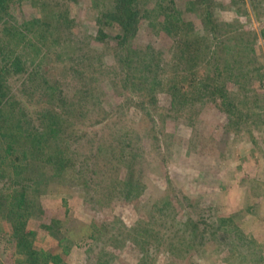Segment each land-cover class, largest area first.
Segmentation results:
<instances>
[{
  "label": "rangeland",
  "instance_id": "1",
  "mask_svg": "<svg viewBox=\"0 0 264 264\" xmlns=\"http://www.w3.org/2000/svg\"><path fill=\"white\" fill-rule=\"evenodd\" d=\"M37 1L12 0L10 8L20 22L61 15L43 44L31 40L44 57L38 78L45 83L48 70L40 67L53 63L48 84L62 83L63 68L77 75L70 96L90 83L93 98L84 106L90 119L74 128L96 157L88 162L94 174L85 165L84 176L106 191L111 180L132 174L135 191L128 201L117 191L109 200L97 192L101 209L82 185H50L39 223L56 220L65 241L59 245L33 219L35 246L58 244L68 264H86L85 245L96 231L107 255L97 249L91 264H264V0H176L181 21L173 31L163 29L161 15L141 21L134 47L159 56L152 72L133 73L150 77L144 91L125 84V68L112 55L118 28L97 41L98 13L116 0H56L57 9L46 11ZM73 46L75 55L58 59ZM191 49L200 52L198 64L187 62ZM19 76L9 79L16 94ZM189 78H196L192 89ZM181 86L187 91L179 94ZM100 113L104 122L93 119ZM109 158L112 172L97 175ZM21 261L1 219L0 262Z\"/></svg>",
  "mask_w": 264,
  "mask_h": 264
},
{
  "label": "trees",
  "instance_id": "2",
  "mask_svg": "<svg viewBox=\"0 0 264 264\" xmlns=\"http://www.w3.org/2000/svg\"><path fill=\"white\" fill-rule=\"evenodd\" d=\"M55 1L39 0L38 3L34 2V6L40 4V8L45 11L49 8L57 9L58 3ZM11 2L12 0H0V220L8 223L18 256L25 258L21 264H68L63 254L58 252V246L65 241L60 223L54 219L50 224L39 223L46 216L41 197L49 186L66 182L75 186L82 185L87 197L91 199L90 203H101V209H105L106 205L97 198V192H107L106 199L109 200L117 191L116 194L128 201L135 191L134 175L130 174L131 179L125 181H120L118 177L117 180H111L106 191H100L98 188L96 191L91 178L84 176L85 165L89 166L90 157H96L89 154V151L91 153L94 149L90 141L84 142V136L81 137L74 128L78 124H87L90 119L87 110L84 111V106L93 98L90 83L77 88V94L70 96L67 92L74 88L77 81L74 76L77 75L71 74L69 69L65 72L63 68L62 90L60 79L55 78L52 81L55 85H51L50 81L48 84V76L54 69L53 63L40 67L48 70L44 76L45 83L38 78V65L44 62L38 43H44L42 36L45 37V33L51 29V21L57 22L61 15L20 22L11 11ZM154 14L163 16L164 30L173 31L181 21V11L176 0H116L111 9L98 13L97 41L105 42L110 38L107 29L118 28L117 47H114L112 55L119 59L118 62L125 68V74L128 76L125 84L129 82L135 87L141 84V91L146 90L144 85L150 79L143 76V73L152 72V63L159 56L155 50L153 54L138 50L132 41L138 33L141 21L149 22ZM37 37L38 43L32 45V38ZM69 41L68 44L71 43ZM63 53L68 56L77 52L73 46L70 50L60 52L58 59L63 58ZM199 53L191 49L187 58L188 64H198ZM70 60L72 56L67 60V64H70ZM139 71L143 72L142 76L134 77L133 73ZM13 74H18L19 78L23 79L21 94H16L9 82ZM175 79L178 80L179 76ZM189 79L193 81L188 85L189 89H192L196 78ZM179 81L183 80L180 78ZM185 87L187 86L179 87V94L187 91ZM102 95L107 96L105 93ZM99 105V109H102L101 101ZM32 107L36 110L32 111ZM98 116H101V122L105 121L104 113L95 115L93 119ZM83 142L86 145L82 144ZM111 154L112 152L107 155L113 156ZM110 158L97 175L112 172L113 162ZM94 171L91 166V176ZM122 185H127L128 189L121 190ZM33 219L38 221L47 234L58 239L59 245H52L50 249H38L35 246L36 229L30 226ZM106 229L107 225L104 224L103 230ZM98 233L100 236L97 237V232H93L85 245L88 258L95 252L97 255L101 254L102 251L97 252L100 248L107 255L104 250L106 247H103L102 241L99 240L101 232ZM68 248L69 246L65 247ZM88 258L86 264H91Z\"/></svg>",
  "mask_w": 264,
  "mask_h": 264
}]
</instances>
